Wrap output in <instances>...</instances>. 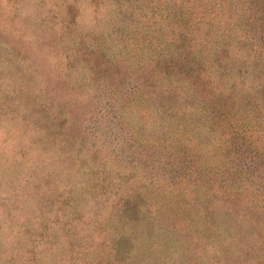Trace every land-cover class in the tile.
Segmentation results:
<instances>
[{
  "label": "trees",
  "instance_id": "obj_1",
  "mask_svg": "<svg viewBox=\"0 0 264 264\" xmlns=\"http://www.w3.org/2000/svg\"><path fill=\"white\" fill-rule=\"evenodd\" d=\"M132 3L106 5L108 44L79 40L87 63L93 61L86 74L98 82L100 116L96 129L73 123L62 134L75 142L77 158L90 138L93 156H82L70 171L67 205L54 218L41 212L20 219L10 206L1 211L0 232L2 223L17 224L19 234L13 244L0 235V257H35L32 239L57 241L63 226L61 243L85 249L53 264H191L197 257L191 238L194 244L232 239L241 208L248 223L260 220L264 0H152L151 9L140 6L137 19ZM135 102L142 103L145 134L130 116ZM86 173L85 188H100L95 197L104 192L88 214L72 203ZM154 186L159 196L151 199L147 189ZM174 210L186 214L179 228L182 217L168 214ZM256 229L247 226L244 234L253 237Z\"/></svg>",
  "mask_w": 264,
  "mask_h": 264
},
{
  "label": "rangeland",
  "instance_id": "obj_2",
  "mask_svg": "<svg viewBox=\"0 0 264 264\" xmlns=\"http://www.w3.org/2000/svg\"><path fill=\"white\" fill-rule=\"evenodd\" d=\"M130 1L136 19L141 5L146 7L149 3L151 9L152 0ZM110 2L0 0V213L10 206L15 217L20 214V219L28 214L34 220L41 212L54 218L56 210L64 211L67 205L70 171L80 166L82 156H93L90 138L86 142L89 146L84 147L77 158L75 142L62 133L73 129L74 125L79 129L87 124L94 129L98 123L100 111L95 92L98 82L94 83L86 74L93 61L87 63L79 40L87 46L102 39L106 44L111 41L112 34L108 31L112 29V22L103 20ZM130 107L135 128L145 134L142 103L135 102ZM90 175L79 177L72 199L84 214L94 211L97 197L102 199L104 195L102 192L95 197L102 191L100 188L97 192L85 188L88 182L85 178ZM110 176L114 177V172ZM155 188L147 189L151 199L159 196ZM173 212L179 219L182 217L179 228L186 214L178 210L168 214ZM237 217L238 230L230 240L227 235L210 238L206 243L197 240L194 244L190 239V252L195 250L197 255L193 257L195 263L191 264H264V209L256 213L260 220L255 224L248 223V214L243 208ZM247 226L257 228V235H245ZM9 227L2 223L0 235L13 244L19 226ZM57 229L62 232L57 241L46 237L38 241V236L32 239L35 257H0V264L3 260L11 264H53L57 257L80 255L84 245L75 247L67 240L61 243L66 230L63 226ZM74 230L76 228L71 232ZM144 230L145 226H139L138 231ZM77 231L89 232L83 228ZM97 239L95 236L93 243ZM57 245L59 247L53 250ZM219 251L222 257H214Z\"/></svg>",
  "mask_w": 264,
  "mask_h": 264
}]
</instances>
